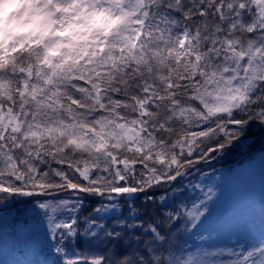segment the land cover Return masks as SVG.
<instances>
[{"label":"snow or ice","instance_id":"obj_1","mask_svg":"<svg viewBox=\"0 0 264 264\" xmlns=\"http://www.w3.org/2000/svg\"><path fill=\"white\" fill-rule=\"evenodd\" d=\"M34 4L0 44V230L44 264H264V222L225 238L193 182L264 145V0ZM117 205L114 227L96 218Z\"/></svg>","mask_w":264,"mask_h":264},{"label":"rangeland","instance_id":"obj_2","mask_svg":"<svg viewBox=\"0 0 264 264\" xmlns=\"http://www.w3.org/2000/svg\"><path fill=\"white\" fill-rule=\"evenodd\" d=\"M22 11L14 15L0 12V44L7 39L23 35L22 28L35 14L34 0H20ZM232 171H220L211 175H197L193 181L202 189L212 187L217 196L211 204L209 225L221 231L225 238L234 231L250 228L257 233L264 222V150H257ZM33 239L38 240L42 223L37 217L33 222ZM202 231V230H201ZM184 256L189 260L196 258L203 251L205 241L200 232L189 233ZM32 251L22 249L9 231L0 236V264H22L28 261H40L44 264L47 249L33 245ZM22 251L26 254H22Z\"/></svg>","mask_w":264,"mask_h":264},{"label":"trees","instance_id":"obj_3","mask_svg":"<svg viewBox=\"0 0 264 264\" xmlns=\"http://www.w3.org/2000/svg\"><path fill=\"white\" fill-rule=\"evenodd\" d=\"M11 42V40H10ZM258 140H264V138L257 137ZM257 150H264V145L257 146L254 150L251 151H239V150H233L226 154H220L215 159H212L208 161L207 164H201L199 165V169L202 171L194 172L193 175L196 177L197 175H210L215 174L216 172L223 171V170H232L235 166H241L244 162H246L248 158L252 153ZM127 213V208L125 207L123 211L119 209V206L117 205L115 208H110L106 211H101L98 216L96 217L103 225L106 226H115L117 221H119L124 215ZM8 216L5 214L4 220L2 223L8 222ZM137 219H145V217H137ZM3 231H8L6 228L0 230V236ZM190 234H181L178 238V246L180 249L183 250V253L185 251L186 244L189 240Z\"/></svg>","mask_w":264,"mask_h":264},{"label":"clouds","instance_id":"obj_4","mask_svg":"<svg viewBox=\"0 0 264 264\" xmlns=\"http://www.w3.org/2000/svg\"><path fill=\"white\" fill-rule=\"evenodd\" d=\"M23 7L20 0H0V12L14 15L15 13L22 11Z\"/></svg>","mask_w":264,"mask_h":264}]
</instances>
